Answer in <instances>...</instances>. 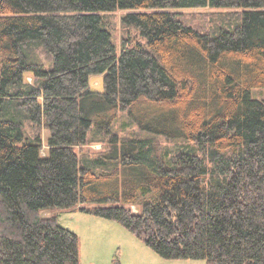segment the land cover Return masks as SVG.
<instances>
[{"label":"trees","instance_id":"16d2710c","mask_svg":"<svg viewBox=\"0 0 264 264\" xmlns=\"http://www.w3.org/2000/svg\"><path fill=\"white\" fill-rule=\"evenodd\" d=\"M199 7L230 11L211 27L177 11ZM118 9L119 47L105 17ZM257 88L264 0H0V264H79L76 233L41 214L75 208L163 258L264 264ZM119 111L136 131L113 130ZM105 138L97 156L76 152Z\"/></svg>","mask_w":264,"mask_h":264},{"label":"rangeland","instance_id":"374dc122","mask_svg":"<svg viewBox=\"0 0 264 264\" xmlns=\"http://www.w3.org/2000/svg\"><path fill=\"white\" fill-rule=\"evenodd\" d=\"M182 12L185 19L192 24H205V27H211L212 22L209 21L208 13L228 12V9H212L209 7L177 9ZM128 12L125 9H118L105 15L110 23L113 40L117 47L120 46L122 34L126 33L121 24V17ZM220 22V21H219ZM133 38L138 39L137 33L133 28L130 29ZM36 53L44 64H48L45 53L42 48H37ZM29 82L33 81L31 74H26ZM89 85L92 90H103V75H92L89 78ZM252 96L255 98H263L264 91L262 89H253ZM129 116L126 111H119L117 118L113 124V130H117L119 135L128 134L136 131L137 126L129 124ZM123 123H128L123 125ZM94 127V126H93ZM92 127V128H93ZM48 129L42 130L43 144L41 155L45 156L48 151L47 138ZM102 142H87L84 145L76 146L78 155L88 157L97 156L100 152L110 147L108 138ZM161 144L172 147V140L164 137L160 138ZM133 211H137V206H131ZM54 213L58 216V224L78 236L79 248V264H112L114 258H117L119 264H205L202 259H167L160 257L151 248H149L142 240L124 228L116 221L108 220L90 213L77 210H60L49 209L43 210L41 214L46 216Z\"/></svg>","mask_w":264,"mask_h":264}]
</instances>
